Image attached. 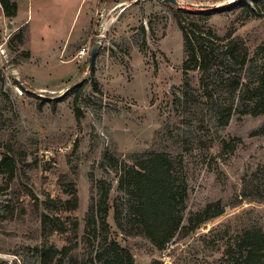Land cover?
<instances>
[{"label": "rangeland", "instance_id": "obj_1", "mask_svg": "<svg viewBox=\"0 0 264 264\" xmlns=\"http://www.w3.org/2000/svg\"><path fill=\"white\" fill-rule=\"evenodd\" d=\"M177 2L93 0L86 6L84 0L39 2L31 9L29 25L36 48L65 34L80 14L89 24L87 35L59 40L67 47L56 62H44L14 36L8 38L14 67H0V160L5 150L17 155L14 178L0 175V264H42V249L50 245L72 248L70 254L78 259L77 263L68 255L61 264H89L91 246L82 236L90 199L98 190L92 178L111 189V204L117 195L116 168L126 164L130 154L146 150L182 158L188 184L184 224L208 203L221 202L225 212L158 251L143 238H124L110 209L109 236L129 248L135 264H150L153 259L162 264H226L224 244L246 227H264V203H250L241 196L242 178L250 179L251 172L264 166V135H251L264 117L242 113L237 96L227 89L233 78L228 71L208 70L200 82L196 70L182 68V32L171 6L184 11L192 29L221 39L220 45L231 38L241 40L254 63L264 59V9L252 16L244 7L226 8L232 2L250 5V0ZM219 7L222 10L208 18L185 11ZM24 15L22 9L19 16ZM99 28L92 75L89 53L75 56L83 46L90 51ZM22 30L26 40V28ZM253 67L236 66L242 82L253 81ZM74 84L82 85L78 97L76 91L68 93ZM39 89L45 90L44 97L38 95ZM233 98L232 114L226 125H220L218 112ZM60 180L75 184L78 207L57 212L65 233L45 234L39 218L42 207L37 210L31 194L40 201L46 196L65 199Z\"/></svg>", "mask_w": 264, "mask_h": 264}, {"label": "trees", "instance_id": "obj_2", "mask_svg": "<svg viewBox=\"0 0 264 264\" xmlns=\"http://www.w3.org/2000/svg\"><path fill=\"white\" fill-rule=\"evenodd\" d=\"M0 5L7 17L15 15L16 2L0 0ZM171 7L182 32L184 53L182 68L185 71L196 70L200 74V82L203 81L208 70L228 71L233 78L229 81L230 85L227 89L232 95L237 96V106L242 107V113L264 117V59L254 63L248 47L238 38H231L224 45H220L218 40L221 39L214 38L211 33L204 34L192 29L182 15L184 11L176 6ZM237 7L246 8L252 16H257L260 13L259 10L264 9V0H250V5L242 2L226 5L228 9ZM221 10L222 8L219 7L185 11L208 18ZM14 38L22 43L23 30L20 29ZM261 45H264V41ZM247 64L254 65L252 74L254 78L250 84L242 82L243 79L236 71V66L242 68ZM89 71L93 75V67ZM92 82L97 89L94 78ZM81 88V84L75 85L68 93L76 91L78 97ZM42 102L45 100L41 99ZM233 107L234 98L219 110L217 121L220 125L227 124ZM251 135H264V120L259 127L251 131ZM226 147L227 144L224 143L223 148ZM9 151L10 154L6 150L3 152L0 160V175H4L6 180L11 181L16 174L17 153L12 149ZM127 159L126 164L115 170L117 195L111 204H109L111 189L99 186V183L103 181H96L91 177L94 183L98 184V190L96 196L90 199L82 236V240L91 246L89 264H135L129 248L109 236L110 225L107 217L110 209L114 224L124 238H143L158 251H163L173 239L186 237L225 212V205L221 202L208 203L191 213L184 224L183 213L186 208L188 184L183 172L182 158L166 152L146 150L130 154ZM60 185L63 192L68 195L65 199L59 196L55 198L46 196L40 201L31 192H27L35 199L37 210L39 205L42 207L39 218L42 232L45 234L65 233L63 218L57 212H69L78 207L79 200L75 184L72 181L60 180ZM241 196L250 203H264V166H258L254 172H251L250 179L242 178ZM242 199L236 200L233 205L242 202ZM72 227L73 230L77 229V222L72 223ZM71 250L72 248L67 246L58 250L50 245L42 249L41 262L42 264H61L68 255H71ZM222 252L226 264H264V227L252 225L242 229L231 241L224 244ZM70 260L78 263V259L72 255ZM79 264L87 263L79 262ZM150 264H162V262L153 259Z\"/></svg>", "mask_w": 264, "mask_h": 264}, {"label": "crops", "instance_id": "obj_3", "mask_svg": "<svg viewBox=\"0 0 264 264\" xmlns=\"http://www.w3.org/2000/svg\"><path fill=\"white\" fill-rule=\"evenodd\" d=\"M11 1L16 2V4H17L16 13L14 16L7 17L4 14L2 6L0 5V29H1L0 35H3V36H1L2 38H0V58L3 56V53H4L6 58L8 60H10V62H11V65H8L7 59L3 58V61L6 62L7 68H9L10 70L13 69L14 66L12 64L13 60L10 57V54L7 50L6 43H7V40L10 36L16 35L17 32L22 28H26V35L27 36H26V40H25V34L23 33L24 39H23V42L20 43V45L24 44L25 47L31 52V54L37 53L39 55V57L41 58V60H43L44 62H47V61L48 62H53V61L56 62L59 53L62 52L63 49H65L67 47V44H65L64 42H63L64 44L62 42L61 43L59 42V40L61 38L67 37L68 41H69L72 37L78 38L80 36H85L88 34L86 29H87V25H89V24L87 23L86 19H83V17L82 18L80 17V15H81L80 14L78 17V19H80L79 23H78V19H77L76 23L73 22L74 20H72V22L70 24L68 23L69 25L66 28L65 34L60 35L59 37L51 40L48 43V45L36 48V47L32 46V43L30 41V31H29V29H30L29 25H30V21H31L30 15L33 13V11H31V9L33 10L34 6L37 3L43 2V1L47 2V0H11ZM19 1H23L22 4H20ZM82 1L83 0H81V2ZM92 3H93V0H84L83 5H85V4L91 5ZM22 9H24V12H25L24 17L19 16V13H20V11H22ZM9 24H11V25L9 26ZM3 27H5V28H3ZM65 45H66V47H65Z\"/></svg>", "mask_w": 264, "mask_h": 264}, {"label": "built area", "instance_id": "obj_4", "mask_svg": "<svg viewBox=\"0 0 264 264\" xmlns=\"http://www.w3.org/2000/svg\"><path fill=\"white\" fill-rule=\"evenodd\" d=\"M2 53H3V52H2ZM88 53H89V48H87L86 46H83V47L81 48V50L77 52V54H76L75 57H76V58H83L85 55H88ZM3 58H4V59H7L4 53H3V56L0 58V67H6V68H7L6 62L3 61ZM16 80H17V83L19 84L20 88H22V90H26V89H27L26 86H24V85L22 84V82H20L19 79L16 78ZM17 90L19 91V93H21V89H19V88L17 87ZM37 93H38V95H40L41 97H44L45 90L39 89V90L37 91Z\"/></svg>", "mask_w": 264, "mask_h": 264}, {"label": "water", "instance_id": "obj_5", "mask_svg": "<svg viewBox=\"0 0 264 264\" xmlns=\"http://www.w3.org/2000/svg\"><path fill=\"white\" fill-rule=\"evenodd\" d=\"M164 2H168V3H172V4H176L178 3L177 0H162ZM11 24H9L10 26ZM100 28L97 30V36L95 38V41L89 51V70L93 67V63H94V56H95V53H96V50H97V47H98V44H99V37H100ZM7 64L8 65H11V62L10 60L7 59ZM12 70V69H11ZM76 85V84H74Z\"/></svg>", "mask_w": 264, "mask_h": 264}]
</instances>
